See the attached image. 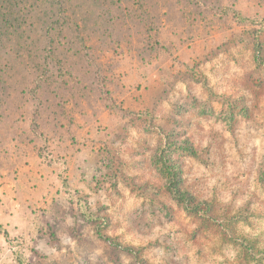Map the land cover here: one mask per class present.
I'll return each mask as SVG.
<instances>
[{
	"label": "rangeland",
	"instance_id": "1",
	"mask_svg": "<svg viewBox=\"0 0 264 264\" xmlns=\"http://www.w3.org/2000/svg\"><path fill=\"white\" fill-rule=\"evenodd\" d=\"M58 1L6 11L0 264H264V0Z\"/></svg>",
	"mask_w": 264,
	"mask_h": 264
},
{
	"label": "trees",
	"instance_id": "2",
	"mask_svg": "<svg viewBox=\"0 0 264 264\" xmlns=\"http://www.w3.org/2000/svg\"><path fill=\"white\" fill-rule=\"evenodd\" d=\"M22 0H0V27L1 28V32H0V43L3 41L4 37H6L9 33H5L4 34V30H12L13 26H15L14 24L9 23V25H6L8 23V16H6V11H9L10 14L12 13V9L14 6H17L19 3H21ZM39 1L40 0H34L33 3L29 4V8L31 10L33 9H38L39 8ZM71 1L74 0H64L62 2L58 1L57 3L53 4V6H57V7H61L64 6L65 4L70 3ZM16 19V18H15ZM13 20V23H18V21L20 19H16ZM17 29V27H15V30ZM47 31V30H46ZM172 165H170V174H174V171L172 169Z\"/></svg>",
	"mask_w": 264,
	"mask_h": 264
}]
</instances>
